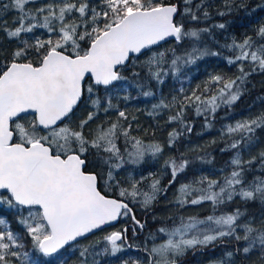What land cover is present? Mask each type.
<instances>
[{"label":"snow or ice","instance_id":"snow-or-ice-1","mask_svg":"<svg viewBox=\"0 0 264 264\" xmlns=\"http://www.w3.org/2000/svg\"><path fill=\"white\" fill-rule=\"evenodd\" d=\"M30 4H36V0L0 2V30L10 39L19 40L10 59L0 62V205L28 210L27 217L21 216L18 223L24 226L33 254L52 258L77 244L80 238L124 217L131 216L142 229L144 225L136 220L130 203L147 209L158 194L166 191L154 174H149L151 183L147 190L141 189L140 184L149 177L133 179L128 187H121L116 180L118 170L126 163L139 164L146 155L155 158L163 152L161 144L145 145L131 134V124L122 123L128 119L125 111H118L115 121L97 124L86 134L85 129L101 109L107 113L116 107L111 96H106L102 103L95 95L99 87L106 91L114 89L116 82L127 79L120 69L129 63L135 66L146 52L151 54L140 67L146 70L148 79L158 83H163V77L169 73H180L183 66L220 53L199 46L201 33L208 32L207 28H187L181 22L185 18L199 20L197 12L203 0L195 5V10L193 0H183L182 10L179 4L164 0H49L35 8L27 7ZM11 9L18 15L10 28L2 17ZM203 17H208L207 11ZM37 29L46 30L47 39H20ZM169 38L177 45L187 39L190 46L181 54L175 48L151 51ZM225 47L234 53L227 63L237 65L239 75H210L202 90L198 85L182 100H161L149 114L178 105L168 123L179 122L191 132L185 112L193 108L195 115L205 118L206 127H211L209 118L222 106L230 107L240 98L241 85L251 72L264 73V24L255 29V38L245 36ZM244 62L251 64V72L245 71ZM133 76L139 77L140 73L133 72ZM142 95L149 97L154 93L144 91ZM85 98L93 110L74 123V110ZM260 128H264V112L225 127L222 135L231 140L228 147L236 150L229 161L231 171L218 179L201 175L181 184L174 201L179 208L210 202L212 213L204 218L179 216L173 227H159L151 239L159 237L161 242L144 249V264H177V258L187 250L208 247L225 237L243 241L245 255L257 247L264 254V219L257 227L253 220L242 219L245 213L239 208L216 214L219 206L237 197L244 202L259 200L264 204V152L249 160H243L240 153L242 147L255 141L254 134ZM180 135L175 129L169 133V147ZM121 139L123 151L117 143ZM91 150H95L101 165L99 172L85 171L86 154ZM257 161L260 167L254 171L252 166ZM189 164L183 155L165 161L171 175L169 186L185 173ZM114 183L118 196H109L102 189L112 190ZM0 226V264H38L26 250L24 236L11 231L2 217ZM127 231L124 228L103 237L111 254L124 250ZM92 247L80 250V264H88ZM236 251L241 249L237 247ZM226 255L232 257L233 253ZM215 264L227 262L218 260Z\"/></svg>","mask_w":264,"mask_h":264},{"label":"trees","instance_id":"trees-1","mask_svg":"<svg viewBox=\"0 0 264 264\" xmlns=\"http://www.w3.org/2000/svg\"><path fill=\"white\" fill-rule=\"evenodd\" d=\"M49 2V0H47ZM7 2V0H0ZM164 3H174L181 6L183 9V0H164ZM201 3V0H193V9L195 5ZM44 4L43 1H38L37 4H30L27 7L34 8L36 5ZM208 12V17H203V12ZM220 13H224L221 15ZM18 13L11 9L3 15L2 21L7 22L9 27H13V20ZM200 19L192 21L183 19L187 28H207L209 31L201 33V39L198 42L199 46L206 47L211 52H218L217 56H205L198 60L195 64L183 66L181 72L173 76L171 73L163 77V83H158L156 80L148 79L145 69L140 67L151 54L146 52L140 56L136 65L131 63L120 71L127 79L116 82V87L109 88L107 91L103 87H99L95 95L99 96L102 103L106 96H111V102L116 107L105 113L102 109L98 112L97 118L90 122L88 128L94 129L97 124H107L108 122L117 119L118 111H125L128 119L122 121L127 126L131 124V134L141 139L145 145L150 143H159L163 146V152L153 158L151 155H146L144 160L135 165V171L139 174L140 180L142 174L144 177H149V174H154L160 179L161 188L166 191L158 194L156 201L147 209L142 208L139 204H131L136 220H139L144 227L141 229L134 224L131 216L121 218L118 225L112 228L105 229L88 239H85L77 244L63 249L58 256L52 258H42L38 254H33L30 240L26 236L24 226L18 223L21 216L27 217L28 210L11 209L7 205H0V217L6 219L9 229L18 235L24 236L26 250L38 264H47V261H52V264H80V250L83 247L93 245L90 248L87 256L88 264H144L147 253L145 248L150 249L154 244L161 242L153 241L151 235L154 234L161 226L173 227L178 223L179 216H198L204 218L212 213V208L209 203L198 206H187L179 208L175 204V196L177 189L183 183H187L198 176H208L213 179L221 178L231 171L229 161L235 155L236 150L230 149L228 145L231 140L222 135L223 130L229 124H233L238 120L254 117L261 112H264V73L251 72V64L244 62L246 72H251L247 77L246 82L241 85L242 94L240 98L230 107L222 106L217 110L214 117L209 118L211 127H206V121L203 116L195 115L193 108H188L185 112V120L191 126V132H188L179 122L168 123V117L175 115L177 107L170 109H160L157 113L150 115L153 112V105L158 104L161 100L171 102L173 97L177 100H182L185 95H190L191 91L200 86L203 89L204 83L210 75H224L225 77L235 78L239 75L237 65H229L227 58L234 56V53L225 45L231 44L233 40L242 41L245 36L255 38V29L264 24V0H203L201 9L197 12ZM177 20L181 17L177 16ZM224 24V28H219L218 25ZM39 37L47 39V33L44 29H37L34 33L23 34L20 39H26L34 42V39ZM19 45L18 39H10L3 30H0V58L1 62L10 59L11 52ZM190 46V41L187 39L177 45L175 40L167 42L161 46L153 48L151 51L161 52L170 48H175L177 54H181L183 50ZM171 58V53H168V59ZM167 67V65H165ZM133 72H139V77H134ZM181 88L184 89L181 92ZM144 91H151L154 95L145 97L142 95ZM128 99H125V97ZM95 98V96H94ZM92 106L87 102V98L82 100L80 106L74 112L72 120L78 123L80 118L86 117L89 111H92ZM80 113H82L80 115ZM181 133L176 141L169 147V133L173 130ZM255 141L248 146L240 149L241 158L249 160L252 157H258L260 152H264V128L257 129L255 132ZM239 138V137H234ZM121 150L124 149L123 139L117 141ZM129 150L131 146L129 145ZM184 158L190 161L185 173L179 175L174 184L169 186L171 179L170 170L165 168V161L169 157ZM87 157V172L101 171L98 157L95 150H91L86 154ZM148 162L150 166L148 167ZM125 164L126 166L130 165ZM253 170L259 169L260 165L257 161L253 166ZM223 170V171H221ZM125 169L118 170L116 180L119 181L121 187H128L133 178L125 175ZM259 174V172H255ZM127 180V181H126ZM151 183V177L141 182V189L147 190ZM108 192L109 196H118L119 189L113 184L112 190L102 189ZM239 208L245 216L242 219H251L257 227L260 226V221L264 219V204L259 200L244 202L238 197L227 204L221 205L216 210V214L229 213ZM2 227V226H0ZM127 228V240L124 242V250L113 255L110 252V246L103 240V237L112 231L123 230ZM133 228L136 229L135 233ZM108 247L109 251L104 249ZM239 247L241 251L237 252ZM244 242H237L230 237H225L222 240L214 242L208 247H197L189 249L183 256L177 258V264H215L218 260H224L227 264H264V254L261 253L259 247L245 255L242 251ZM232 252L233 256L228 257L226 253Z\"/></svg>","mask_w":264,"mask_h":264},{"label":"flooded vegetation","instance_id":"flooded-vegetation-1","mask_svg":"<svg viewBox=\"0 0 264 264\" xmlns=\"http://www.w3.org/2000/svg\"><path fill=\"white\" fill-rule=\"evenodd\" d=\"M0 62H1V58H0ZM82 113H80V115H81ZM126 164H129V163H126ZM150 162H148V167L150 166ZM86 167H87V163H86V166H85V171H86ZM135 165H133V164H130V165H128V166H126V165H124V169H126V171H125V175L127 176V177H130V178H138V176H139V174L135 171ZM87 172V171H86ZM129 173V174H128ZM146 174H148V173H146ZM146 174H142V177H144V175H146ZM141 178V177H140ZM133 213H134V211H133ZM156 233V232H155ZM154 233V234H155ZM156 240H159V238L157 237V239ZM237 264H241V261H238V262H236Z\"/></svg>","mask_w":264,"mask_h":264},{"label":"water","instance_id":"water-1","mask_svg":"<svg viewBox=\"0 0 264 264\" xmlns=\"http://www.w3.org/2000/svg\"><path fill=\"white\" fill-rule=\"evenodd\" d=\"M177 18V17H176ZM174 39H171V38H169V40L167 41V42H170V41H173ZM167 42H161V44L160 45H157V46H154L153 48H156V47H158V46H161V45H163V44H165V43H167ZM152 48V49H153ZM142 56V55H141ZM130 64V63H129ZM128 64V65H129ZM101 87H103V86H101ZM81 103V102H80ZM80 105V104H79ZM79 105L76 107V109L79 107ZM76 109L74 110V112L76 111ZM120 220V219H119ZM119 220L117 221V222H114L112 225H108V226H105L103 229H100V230H96L95 232H93V233H90V234H88L87 236H85V237H83V238H80V240H79V242H81V241H83V240H85V239H88V238H90L91 236H93V235H95V234H97V233H99V232H101V231H103V230H105V229H108V228H111V227H115L118 223H119ZM67 248V247H66ZM63 250V249H62ZM61 250V251H62Z\"/></svg>","mask_w":264,"mask_h":264},{"label":"rangeland","instance_id":"rangeland-1","mask_svg":"<svg viewBox=\"0 0 264 264\" xmlns=\"http://www.w3.org/2000/svg\"><path fill=\"white\" fill-rule=\"evenodd\" d=\"M38 1H43L44 3H47V2H48L47 0H36V4H37ZM35 7H38V5H36ZM35 7H34V8H35ZM233 124H235V122H234ZM229 125H231V124H229ZM125 170H126V169H125ZM128 174H129V173H128Z\"/></svg>","mask_w":264,"mask_h":264},{"label":"bare ground","instance_id":"bare-ground-1","mask_svg":"<svg viewBox=\"0 0 264 264\" xmlns=\"http://www.w3.org/2000/svg\"><path fill=\"white\" fill-rule=\"evenodd\" d=\"M127 181V180H126Z\"/></svg>","mask_w":264,"mask_h":264}]
</instances>
